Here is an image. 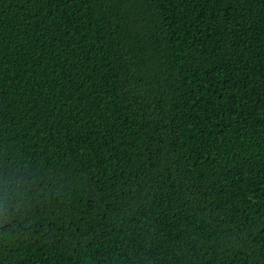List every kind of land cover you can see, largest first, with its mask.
I'll use <instances>...</instances> for the list:
<instances>
[{"label": "trees", "instance_id": "obj_1", "mask_svg": "<svg viewBox=\"0 0 264 264\" xmlns=\"http://www.w3.org/2000/svg\"><path fill=\"white\" fill-rule=\"evenodd\" d=\"M0 264H264V0H0Z\"/></svg>", "mask_w": 264, "mask_h": 264}]
</instances>
